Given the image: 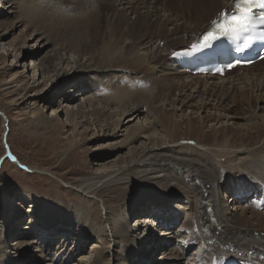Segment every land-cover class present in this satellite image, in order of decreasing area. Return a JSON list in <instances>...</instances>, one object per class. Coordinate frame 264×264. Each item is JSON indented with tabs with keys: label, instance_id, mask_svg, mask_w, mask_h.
Listing matches in <instances>:
<instances>
[{
	"label": "bare ground",
	"instance_id": "1",
	"mask_svg": "<svg viewBox=\"0 0 264 264\" xmlns=\"http://www.w3.org/2000/svg\"><path fill=\"white\" fill-rule=\"evenodd\" d=\"M170 1L114 2L109 8L113 16L109 17L101 10L106 1L0 0V48L5 49L2 53L6 59L12 56V62L1 68L9 79L0 91L16 107L28 102L50 104L55 98L60 101L50 115L29 121L38 130L55 132L57 127L65 126L76 130L89 123L104 130L107 125L114 132H104L102 138H96L106 143L117 135L116 130L124 125L122 121L135 122L127 126L125 139L110 149L161 130L160 137L164 139L150 137V145L119 155L112 168L105 164L106 157L100 161V153L95 163L103 170L77 180L79 191L101 198L105 205L115 202L124 206L130 202L126 208L113 205L108 210L109 239L91 228L83 234L92 240L93 264H103L101 261L107 257L106 264H116L112 260L144 264L147 254L156 252L162 241L154 232L156 216L164 219L163 224H173L176 218L171 215L168 200L180 202L176 209H189L192 217L183 224L181 233L166 231L172 241H164L175 246L165 247L163 264L189 260L186 251L191 245H196V253L202 255L216 251L249 263H264V211L242 205L238 197L248 196L252 189H264V63L235 69L233 72L243 71L241 83L228 81L229 76L194 77L184 69L173 70L171 52L191 43L231 0H173L174 9ZM20 27L21 40L8 42L9 48L1 46ZM53 45L56 47L51 49ZM228 94L234 106L238 102L248 105V109L242 108L251 112L250 117L242 118L247 123H238V127L224 124L223 119L227 120L236 108L223 104ZM80 96L86 104L68 105L80 100ZM106 106L120 109L110 111ZM0 111L7 115L1 106ZM60 116H65L63 122L58 121ZM143 116L147 119L143 120ZM8 126L10 131L9 123ZM78 135L75 132L70 146H74ZM148 193L153 197L144 204L148 198H140ZM226 195L234 206L223 198ZM130 198L133 202L128 201ZM17 205V209L22 207L18 202ZM47 205L35 212L40 218L35 221V240L30 239L35 237L30 209L27 224L21 228L20 214L14 210L7 213L0 241L5 256L0 264H28L26 259L33 264L36 252L41 253V264H60L80 251L81 247H77L72 254L64 248L73 234L68 228L75 220L61 218L63 210ZM140 212L145 213L136 217L138 228L134 230L129 222L132 215ZM65 213L66 217L74 214L68 210ZM61 219L67 224L59 225ZM85 225L86 222L82 224L84 230ZM141 226L150 237L140 235ZM61 231L63 234L58 236ZM10 238L11 247L7 244ZM55 241V247H51ZM17 244V256L12 258ZM79 259V263L85 262L87 256Z\"/></svg>",
	"mask_w": 264,
	"mask_h": 264
},
{
	"label": "rangeland",
	"instance_id": "2",
	"mask_svg": "<svg viewBox=\"0 0 264 264\" xmlns=\"http://www.w3.org/2000/svg\"><path fill=\"white\" fill-rule=\"evenodd\" d=\"M18 1V0H17ZM115 1L108 2L103 5V8L101 9L105 13H109V17L113 16L112 12H110L109 8L110 5L113 4ZM173 0L168 2V4L172 7ZM121 7V6H119ZM172 9H174L172 7ZM6 12V11H5ZM177 14V13H176ZM174 14L176 17L177 15ZM12 18L13 14H11ZM132 21L135 20V16L132 17ZM115 17H113L114 22ZM170 29V26H169ZM20 30H22V27L18 28V30L10 35H8V38H6L5 43H3L1 46H4L6 48H9L7 46V43L12 41V43L17 42L18 40H21L20 36ZM157 33V31L155 32ZM33 41V40H32ZM33 44V42L30 41V44ZM56 45L51 46V49L55 48ZM3 51L5 49L0 48V89L3 86V82H5L7 79H9V76L3 73L2 67L7 66V64L11 63L12 56H9V58H5L3 55ZM171 66V65H170ZM24 69H19L20 73L23 72ZM237 72H233L232 75H229L228 81H234L235 83H241L243 80H239V77H242L241 70H236ZM194 77L199 75H193ZM234 78L236 80H234ZM32 82V79H29V84ZM2 85V86H1ZM227 87V86H226ZM2 91H0V106L2 109L5 110L7 113L4 114L3 111H0V241L4 238V228H3V221L8 220L7 219V213L17 212L21 216V220L19 222V228L23 227V224H27L25 218L30 214H32L31 219L29 218V221L33 220L32 222V228L34 227V233L33 235L35 237H30V239L35 240L36 239V232L38 230L37 227H35L36 222L38 221L35 212L36 210H39L41 208L44 210L45 207H49V204H53L56 206L60 211L63 210V214L61 215V218L65 219H71L75 220V225L71 223V226L68 228L69 234H72L69 238V241H67V245L64 247L69 252H74L73 250L77 249V247H81L80 251L73 255L72 258L69 260H63L62 264H69L71 262H74L76 264H91V260L95 256V252L92 251L90 243L91 239H86L83 234L88 233V229L91 228L94 231H98L101 234L104 235V238L109 239L108 237L111 236L110 230L108 232V229L110 227L111 222L108 218L109 211L112 210V206H117L119 209L126 208V204L129 205L127 202L124 206L119 205L118 203H108L104 204L101 198L95 197V196H89L81 191H79V187H77V180L81 178H90L95 172H101L103 168H98V164L95 163L96 158L99 157V154H103V156L100 157V161H105L107 158V162L105 163L110 168L114 167L115 160L119 155H127L132 154L133 152L137 151L141 146L144 145H150L151 142L150 137L154 139H164V137L161 136V130H157L154 132V134L149 135H143L138 140L134 142H126L122 146L120 145L117 149H110L111 145L119 144L123 139H125V135H128L127 132V126L133 125L135 122L131 124H126L125 121L123 122V126L118 128L116 131L118 132L115 137L112 136V139L108 140L106 143L101 141L102 139H96L98 136H101V138L104 136L106 132H110L108 126L106 123V127L104 130H101V126L98 124H87L85 126H78L75 130V127L73 126H65L63 129H54V131H46L44 129H36L33 128L31 125H29V121L33 119H38L42 115H48L51 114L53 110L58 109L59 100L55 98L52 103L50 104H44V102H37L34 104L26 103L25 105L21 106H15L10 103L11 99L7 98L6 95H4ZM200 94V93H198ZM217 97V95H215ZM81 97V98H80ZM80 100L70 101L71 103H68L70 107H76V104L78 102L85 103V99L80 96ZM220 98V96L218 97ZM231 94H228L224 97L223 104H229L231 107H236V103H230ZM58 100V102L56 101ZM38 104V106H37ZM86 104V103H85ZM103 104L97 103L96 106L102 107ZM210 108H213V104L209 106ZM230 107V108H231ZM242 108L248 109L247 104H243L242 102H238L237 107L235 108V111L229 114V120L223 119L225 121L224 124H227L229 126H240L238 123H247L246 120H244L247 117H250V113H247L245 110L243 111ZM106 109H109L110 111L119 110V106H114L113 108L106 106ZM259 111V109H258ZM187 114H189V111H186ZM236 112V113H235ZM239 112V113H238ZM260 112V111H259ZM219 113V111H218ZM49 114V115H50ZM235 114V115H234ZM240 114V115H239ZM234 115V116H232ZM249 115V116H248ZM193 117V116H192ZM143 120L147 119V116L142 117ZM185 118V116H184ZM244 118V119H242ZM118 119V116L116 117ZM65 120V116H60L58 121L63 122ZM4 121V122H3ZM112 122V121H111ZM10 125V131L9 126ZM236 123V124H235ZM221 125V123L218 124V126ZM88 130V131H87ZM115 131V132H116ZM8 134V138L6 141V135ZM79 133L78 136L75 137V144L74 146H70L69 142L73 138L74 134ZM87 132V133H86ZM105 132V133H104ZM114 131H111L110 133H113ZM83 135V136H82ZM109 143V144H108ZM146 143V144H145ZM10 148V149H9ZM12 154L16 159L6 155ZM106 157V158H104ZM21 161V162H20ZM62 178V179H61ZM64 179V180H63ZM76 182V183H75ZM153 197L151 194H144L141 196L140 199L148 198L144 204H149V198ZM134 198V197H133ZM225 200H227V203L229 206H234L231 203L230 198L226 196L223 197ZM6 200V204H5ZM128 201H132V198ZM171 204L170 210L171 215L176 217V212L178 214L185 216V221L183 224L188 221V219L191 216V212L185 211V210H177L176 206L178 207L179 204H181L178 201L168 200ZM17 202L20 203L22 206L20 209H17ZM152 203V202H151ZM5 204V205H4ZM242 205H245L244 203H241ZM173 205V207H172ZM186 206L187 203H185ZM113 206V207H114ZM122 207V208H121ZM117 208V209H118ZM29 209L31 210L29 213ZM46 209V208H45ZM34 211V213L32 212ZM71 211L74 212V214H69V217H66L64 214L65 211ZM109 210V211H108ZM124 211V210H123ZM78 212V213H77ZM181 212V213H180ZM6 213V214H5ZM108 213V214H107ZM145 212H140L132 215L129 225H132L134 227V230L138 228L136 226L137 220L136 217L144 214ZM27 215V216H26ZM64 215V216H63ZM13 216V215H12ZM11 217V216H9ZM107 217V218H106ZM64 219V220H65ZM82 222V223H81ZM86 222L87 226L85 225V230L82 226V224ZM67 224V222L63 221L61 219V222L59 225ZM181 224H175V227L179 230L176 231L178 233H181V227L183 226ZM74 225V226H73ZM64 226V225H61ZM60 226V227H61ZM59 228V227H58ZM142 228L140 230V235L143 234L146 237H150V235H147L144 233L145 226H141ZM72 229V230H71ZM80 229V230H79ZM3 230V231H2ZM19 230V229H18ZM23 230V229H22ZM84 230V231H82ZM106 230V231H104ZM171 230V229H170ZM169 232H173L172 230ZM21 232V229L19 230ZM36 231V232H35ZM155 232V230H154ZM164 233L163 235L161 233H157L161 238L164 237V239H170L172 241V237H166L170 236L167 234L164 229L162 230ZM168 232V233H169ZM32 233V232H31ZM156 233V232H155ZM57 234V233H56ZM62 231L59 233L58 236H61ZM15 235V234H14ZM107 235V237H106ZM57 236V237H58ZM14 237V236H13ZM15 238V237H14ZM60 238V237H58ZM161 239V240H164ZM8 246L11 247L12 238L7 240ZM179 241V240H178ZM57 242V241H56ZM55 242V243H56ZM180 242V241H179ZM54 243V244H55ZM11 244V245H10ZM175 243L170 244L171 246H175ZM1 245V242H0ZM36 245V244H34ZM97 245H100L97 242ZM0 246V263H2L1 258L5 256L4 249ZM18 244L15 245L14 250L12 251L13 254H11V257L14 258V256H17V250H18ZM102 246V244L100 245ZM99 246V247H100ZM195 250H191L190 253L187 249L186 256H196V251H198L195 247L196 245H191ZM172 247V249H173ZM16 249V250H15ZM35 249V247H32V250ZM73 249V250H72ZM41 251V249L39 248ZM118 251H122V248H118ZM141 251V250H140ZM166 251V249L162 246L157 248V251L154 253H146L148 255V259H144L148 262L147 264H163L164 260L166 259V254H163ZM144 253V252H143ZM145 253L143 255H145ZM38 257H35V262L33 264H41V253L36 252L34 253ZM32 254V255H34ZM73 254V253H72ZM141 254V252H140ZM87 256V260L85 262L79 263V258ZM146 256V255H145ZM10 257V256H9ZM143 257V256H142ZM142 257L140 259H142ZM7 258V257H6ZM5 258V259H6ZM108 258V257H107ZM103 259L101 263L106 264L108 263V259ZM4 259V258H3ZM30 259H32L30 257ZM34 259V258H33ZM138 259L137 261H139ZM29 259L24 260L25 263H30L28 261ZM116 264H124L122 261L118 260H112ZM78 262V263H77ZM46 262L45 264H47ZM93 264V263H92ZM138 264V263H136Z\"/></svg>",
	"mask_w": 264,
	"mask_h": 264
},
{
	"label": "snow or ice",
	"instance_id": "3",
	"mask_svg": "<svg viewBox=\"0 0 264 264\" xmlns=\"http://www.w3.org/2000/svg\"><path fill=\"white\" fill-rule=\"evenodd\" d=\"M231 14L219 13V20L211 22V30H205L201 38L193 42L190 47L183 51L174 52V56H189L201 49L211 47L213 43L221 38L242 41L243 48L237 46L236 51H242L250 47L255 39H264V12L254 15L253 10H264V0H232ZM260 29V35L255 33Z\"/></svg>",
	"mask_w": 264,
	"mask_h": 264
},
{
	"label": "water",
	"instance_id": "4",
	"mask_svg": "<svg viewBox=\"0 0 264 264\" xmlns=\"http://www.w3.org/2000/svg\"><path fill=\"white\" fill-rule=\"evenodd\" d=\"M6 156H7V157L11 156V157H13L14 159H16V158H15L12 154H10V153H9V155L7 154ZM16 160H17V159H16Z\"/></svg>",
	"mask_w": 264,
	"mask_h": 264
}]
</instances>
